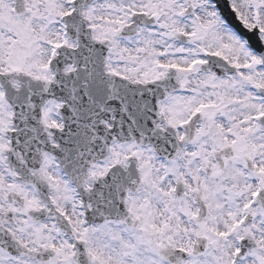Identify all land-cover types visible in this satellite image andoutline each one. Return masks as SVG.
Segmentation results:
<instances>
[{
  "label": "snow or ice",
  "instance_id": "1",
  "mask_svg": "<svg viewBox=\"0 0 264 264\" xmlns=\"http://www.w3.org/2000/svg\"><path fill=\"white\" fill-rule=\"evenodd\" d=\"M0 0V264H264V0Z\"/></svg>",
  "mask_w": 264,
  "mask_h": 264
}]
</instances>
